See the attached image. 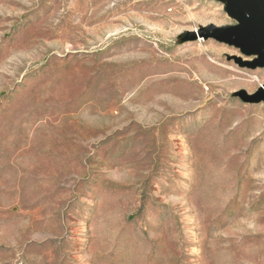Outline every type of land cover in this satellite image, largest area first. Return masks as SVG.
<instances>
[{"label":"rangeland","instance_id":"374dc122","mask_svg":"<svg viewBox=\"0 0 264 264\" xmlns=\"http://www.w3.org/2000/svg\"><path fill=\"white\" fill-rule=\"evenodd\" d=\"M218 0H0V264H264V67L193 38Z\"/></svg>","mask_w":264,"mask_h":264},{"label":"water","instance_id":"95a60500","mask_svg":"<svg viewBox=\"0 0 264 264\" xmlns=\"http://www.w3.org/2000/svg\"><path fill=\"white\" fill-rule=\"evenodd\" d=\"M224 2V11L235 24L231 26L207 25L192 34L193 38H212L238 48L251 60L236 61L251 69L264 67V0H218ZM246 102H264V83L252 94L242 93Z\"/></svg>","mask_w":264,"mask_h":264}]
</instances>
